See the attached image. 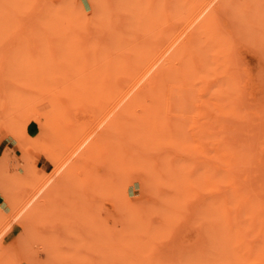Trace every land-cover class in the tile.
I'll use <instances>...</instances> for the list:
<instances>
[{
    "label": "rangeland",
    "instance_id": "rangeland-1",
    "mask_svg": "<svg viewBox=\"0 0 264 264\" xmlns=\"http://www.w3.org/2000/svg\"><path fill=\"white\" fill-rule=\"evenodd\" d=\"M46 2L0 0V22L3 20L0 23V142L6 141L11 146L0 158V264H255L264 261L263 257H257L253 262L251 254L242 256L246 249L253 256L259 247L264 246L261 242V246L260 243L253 244L254 240L258 242L256 237L251 239V235H244L241 237L244 242L240 244L234 234L205 228L196 220L173 227L171 220L163 219L160 215L165 209L162 201L164 195L165 199L168 198L165 185L170 179L165 174L170 171L166 167L172 166L175 154L168 144L171 142L168 133H160V137L155 134L153 140L141 134L140 139H144L141 142L125 133L127 137L122 133L117 135L121 136L118 138L122 143L123 138H128L127 144H121L117 137L109 134H99V141L96 140V133H101L105 125H98L96 131V122H100L98 120L104 117L105 111L88 106H84L85 109L81 103L69 106V101L63 99V89L59 91V87L53 84L60 79L53 77L56 80L51 83L53 78L48 75L49 82L46 77L48 67L44 59L47 51L42 30ZM262 7V14L250 28V33L242 32L234 41L237 43L233 57L238 68L236 94L239 100L236 111L243 118L236 119L238 133L235 134L232 128L237 126L230 125V132L233 129L232 134L239 135V138L235 136L237 140L232 138L230 141H237V144L248 141L247 144L241 143L246 147L254 142L250 151L256 154H264L260 149L264 146V5ZM55 73L48 74L56 76ZM77 96L75 94L69 100H75ZM63 112L67 117H63ZM225 120L227 125L233 123V119L229 123V118ZM92 129L95 134L89 138L93 139L89 142L87 139L86 146L78 148ZM229 135L230 139L233 135ZM245 135L251 140L254 138L253 142ZM243 137L246 140L243 141ZM150 140L155 142L151 144ZM95 141L98 142L97 148L103 147L87 151ZM86 151L88 155L93 152L85 159L88 156ZM118 159H122L119 160L120 165L123 162L122 167L116 165ZM78 160L83 161L80 162L83 165ZM110 160L118 168H112L115 166ZM126 168L130 173L135 169L132 177ZM163 175L168 180L165 178L161 187L158 180H163ZM156 183L157 189H165L162 192L160 188L161 194L153 188ZM154 192L162 198L159 200ZM130 201L136 204L126 206ZM142 203L147 204L144 210L151 206L147 209L149 211L146 210L151 215L139 209V218L131 216L128 212L130 206L133 212L141 208ZM142 213L149 222L143 221Z\"/></svg>",
    "mask_w": 264,
    "mask_h": 264
},
{
    "label": "bare ground",
    "instance_id": "bare-ground-1",
    "mask_svg": "<svg viewBox=\"0 0 264 264\" xmlns=\"http://www.w3.org/2000/svg\"><path fill=\"white\" fill-rule=\"evenodd\" d=\"M263 2L264 0H47L42 12L44 18L41 15L46 41L47 53L44 60L47 72H56L60 76L46 72L48 81L53 77L60 79V82L57 79L58 83H53L56 80L53 78L51 83L57 85L59 91L63 89V99L69 101V106L81 103L84 104L83 108L88 106L105 111L102 115L104 117L98 120L100 122H96L95 129L102 124H105L104 128L101 133H96L98 136L95 135L97 139H94L99 141V134L117 137L122 133V136H135L134 141L139 138L141 142L144 141L140 139L141 134L152 140L156 137L155 134L170 135L171 142L168 141V144L175 154L172 166L166 167L171 173L163 170L170 179L163 175L164 181L161 178L158 180L161 187L164 186L162 182L168 180L165 185L168 198L165 199L164 195V207H159L165 208V212L162 208L160 211L163 212H159L163 219L167 217L171 220L173 227L196 220L205 228L234 234L235 240L240 244L244 242L241 237L251 235V239H258V242L252 241L256 245L260 242L264 244V154L250 151L254 147V138L251 140L245 135L247 140L253 142L247 145L248 150L246 145H242L248 141L244 143L242 138L239 139V144L234 141L237 140L236 137L239 138L238 134H232L233 129L238 131L236 119L243 117L236 111L239 102L236 94L238 68L233 54L237 44L234 41L238 40L242 32L250 33V28L262 14ZM48 75L51 76L50 79ZM59 83L62 87L58 86ZM75 94L78 95L76 99L70 101V97L73 98ZM62 115L67 117L65 112ZM225 118H229L227 123L233 119V123L227 125ZM230 125L237 127L233 126L230 132ZM236 130L235 134L238 133ZM91 131L90 135H85L80 141L78 148L86 146V142L93 139L89 138L95 134L93 129ZM225 132L233 136L230 134L232 137L229 139ZM232 138L233 142L230 141ZM123 139L125 144L130 141L128 138ZM244 139L245 137L243 141ZM152 140L151 144L155 142ZM139 141L136 140V143ZM104 143L108 145L105 140ZM111 144H114L113 141ZM97 145L98 142L95 141L89 149H84L94 150ZM105 149L102 148L103 151ZM260 149L263 152L264 146ZM89 155L84 158L91 157ZM79 160V164L83 163ZM119 160L115 162L116 165L120 163ZM111 162L115 166L112 165V168L118 166L114 161ZM122 165L123 162L120 166ZM111 171L113 172L112 169ZM136 173L139 174V171L136 170ZM122 178L125 177L122 175ZM133 181L131 183H135ZM156 186L157 183L153 188L161 194L159 191L163 189H157ZM158 193L154 192V195L159 198ZM130 203L136 204L130 201L125 205L129 206ZM143 203L141 208L137 207L138 210L133 212L130 211L132 205L130 206L128 212H131V216L141 215L139 209L147 213L146 210L151 206L144 210L147 204ZM146 217L142 213L141 218L145 219L143 221L148 219ZM22 220L24 223V219ZM262 247L264 246L259 247V250L255 248L253 256L246 249L242 256L251 254L253 262L257 257L264 259ZM255 264H264V261H256Z\"/></svg>",
    "mask_w": 264,
    "mask_h": 264
},
{
    "label": "crops",
    "instance_id": "crops-1",
    "mask_svg": "<svg viewBox=\"0 0 264 264\" xmlns=\"http://www.w3.org/2000/svg\"><path fill=\"white\" fill-rule=\"evenodd\" d=\"M5 149H11L10 144L7 143L6 141L0 142V158L2 157V154H3Z\"/></svg>",
    "mask_w": 264,
    "mask_h": 264
}]
</instances>
